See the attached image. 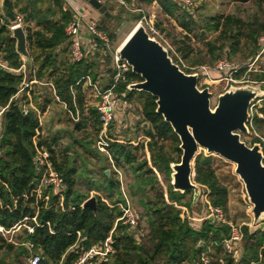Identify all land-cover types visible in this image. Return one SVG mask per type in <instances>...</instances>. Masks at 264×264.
Here are the masks:
<instances>
[{
  "label": "trees",
  "instance_id": "16d2710c",
  "mask_svg": "<svg viewBox=\"0 0 264 264\" xmlns=\"http://www.w3.org/2000/svg\"><path fill=\"white\" fill-rule=\"evenodd\" d=\"M141 1L150 4L154 0ZM155 1L161 12L173 19L185 33L174 42L175 52L184 60L187 61L197 52L191 43L192 39L200 41L205 50L203 56L210 55L211 62H216L226 47L229 54L241 53L244 58H253L258 53V38L264 34V15L263 18L258 15L245 21L234 15L218 14L206 18L203 24L202 21L198 24L197 18L188 16L171 0ZM257 4L259 7L264 6V0H257ZM3 11L5 17L0 18V51L4 59L13 68H19L25 63L16 52L15 39L9 28L8 13L13 17L20 13L30 56V61L25 63L29 79L52 82L58 101L66 107L65 112L78 113L77 121L73 122L71 117L68 119L72 122L73 131L83 133L87 142L75 139V144L84 152H92L96 149L95 141L101 123L94 107L85 111L82 78L88 75L95 80L97 63L89 58L71 62L68 57H60L61 53H67L65 27L72 19L71 10L64 5V0H4ZM99 27L112 37L104 22ZM206 28L216 33L214 38L207 39L204 36L206 32L201 31ZM201 53L202 50H199L198 54ZM200 60L203 62L204 58ZM245 70L246 67L240 68L236 76ZM251 76L252 80L264 81V67L260 72H252ZM21 80V74L0 69V108L7 106L0 138V225L10 227L24 217L37 214V219L42 223L48 221L55 233H49L47 226L35 227L31 234L22 229L17 236L24 234V237L21 241L15 238L16 244L7 242L0 235V264H30L28 258L32 254L39 255L38 264H73L78 254L68 249L76 240L75 231H80L85 237L82 244L85 249L108 235L121 211L115 206L116 201L110 206L100 195H94L95 210L82 205L89 196L79 193L75 188L77 168L74 156L69 157V148L66 146L56 152L58 136L42 137L39 116L30 111L23 114L20 104L14 100ZM140 80L139 75L129 71L126 81L118 83L116 92L125 93L124 99L136 98L139 101L143 123H148V127L141 126V130L149 140L135 146L130 142L124 144L113 141L109 144V151L114 165H129L138 173L149 163L145 159L137 162L132 149L146 147L151 167L147 171L154 174L156 170L163 174L166 191L157 188L153 198L139 200L144 236L140 240L134 238L128 234L127 226L117 222L112 233L115 253L109 261L95 264H194L203 252L209 255L211 264H218L219 257L224 258L225 264H233L232 259L223 254L220 244L229 236V226L206 219L194 229L189 225L185 212L177 207L180 205L190 208L192 201L191 197L186 198L191 191H174L170 183V165L179 162L182 153L180 140L171 125L156 112V97L144 91L127 89L128 83ZM26 99L24 90L22 100ZM259 99V105H254L251 120L253 127L261 130L264 129V96ZM49 101L50 98L46 96L45 104L38 106L39 109L43 111ZM90 135L95 138L88 141ZM36 148L49 151L54 169L63 178L65 191L62 199L49 186L38 189L39 174L33 163ZM212 160L209 153L201 152L196 156L193 180L207 191L210 204L220 207L229 219L228 188L217 177ZM105 169L102 171L101 184L91 181L89 190H99L102 187L112 199L118 184L105 173ZM146 184L142 180L138 187L141 189ZM241 233L242 255L237 264H264V230L244 223L241 225ZM24 242L32 245L31 251L23 245Z\"/></svg>",
  "mask_w": 264,
  "mask_h": 264
},
{
  "label": "rangeland",
  "instance_id": "374dc122",
  "mask_svg": "<svg viewBox=\"0 0 264 264\" xmlns=\"http://www.w3.org/2000/svg\"><path fill=\"white\" fill-rule=\"evenodd\" d=\"M137 1L141 2V0ZM102 3L107 7V12L109 14L105 17V15L99 13L100 15L98 16L96 21L99 24L104 22V26L108 31L112 33V50H114L121 45V43L129 35V33L134 29V27L136 26L138 14L129 12L122 6H119L113 0H102ZM144 10L146 14L155 15V20L158 28L162 31L171 46H173L174 50H176V44L174 42L178 41L185 34L182 29L178 27L177 23L173 19L162 13L157 4H146ZM218 14H230L241 17L242 19L247 21L258 15L263 18L264 6L259 7L257 4V0H204L199 5L194 17L198 19V24L201 21L203 24L206 18ZM20 26H23L22 23H20ZM201 32H206L204 36L207 39H212L216 35V33L209 30L208 28H206L205 31ZM191 43L196 48L197 52L191 55V57L187 61L181 58L178 52H174V54L170 53L169 55L174 62L176 61L179 64L180 68L184 72H198V87H208L209 91L212 93L211 107H214L216 105L218 96L225 90H228L230 87H251L258 93L257 97L252 101V105L250 108V118L247 124L248 132L241 134L240 137L241 140H243L249 146L254 143H259L264 155V129L258 130L253 127L251 120L252 114L255 111V106L259 105L260 103L259 98H262L264 96V81L252 80L253 78L251 76V73L260 72L261 68L264 67V57L260 58L257 62L254 63V65H251L253 58H244L241 53L229 54V49L226 47L223 53H221L219 59L216 62H211L212 58H210V55L203 56L205 50L202 48L200 41H195L194 39H192ZM199 50H202L201 54H198ZM179 58L181 59V62L179 61ZM200 58H204V61L202 62ZM223 59H225L230 64V68L236 67L238 69L246 66L245 72L240 74L239 76H236V73H233V81L226 80L225 77L228 76L227 69H219L217 66L218 62ZM95 61L97 62V69L95 70V72L97 73V78L106 81L103 74H105L106 67L111 66L109 55H99L97 59H95ZM190 62H194V64H191ZM24 72L26 80H29V70L26 67ZM44 83H46L45 79L42 81H37V83L33 84L31 94L32 98L36 99V101L42 102L43 98L40 95L44 91H46L48 96L50 97L51 103L53 104L48 114H46V117L42 120L40 134L42 137L49 138L53 135L58 136V141L55 145L56 152H59L60 149L66 146L69 148V157L74 156V161L77 168L75 185L76 190L79 193L89 197L100 195V197L105 202L106 200H108L111 205H113L112 202L116 201L114 204L115 206H117L116 203H118L122 199V196L120 197L119 192L121 186V178L122 183L124 184L125 193L127 194L130 203L137 210L140 216L142 207L139 205V200H143L145 197L153 198L157 188H162L163 191H166L163 174L156 170L154 174L147 171V169L151 167H149L150 155L146 151V147L145 149H132L133 154L137 158V162H141L145 159L149 163L138 173L134 172L132 167L129 165L123 167L114 165L113 161L111 162L108 157L99 152L97 149H93V151L89 153L84 152L82 149L77 147L74 140L78 139L82 140L83 142H87V139H84L85 135L83 133L73 131L72 122L68 119V117H71V114L69 112V114L65 112V105L56 99L50 87ZM84 101L86 106H88V108H91L92 98L85 95ZM130 101H132L133 105L127 111L129 112V116L131 118L127 119L126 121L128 125L126 127H118V130L115 126H111V136L114 137L113 135H116L118 140H121L120 142L124 144H128L130 142L132 146H135L137 143L145 144L147 140L144 138V134L141 130V126L143 123L136 118L139 115L140 103L136 98H133ZM58 104L63 107L59 106ZM72 120L73 122L76 121L74 119ZM88 138L89 141L95 137L93 135H90V137ZM201 152L207 154L206 150L204 149L198 150V153ZM211 156L213 157L212 167L214 168L217 177L228 188L229 219L238 224L248 223L250 221L248 214L251 215L252 205L248 201L243 182L234 172L235 165L216 154H211ZM104 168H106V174L118 184V189L114 193L112 199L108 197L107 191L102 187H100L99 190H89L91 181H97L101 184V182L103 181L102 171ZM140 174L141 176H139ZM137 175L138 177H136ZM142 180H145L147 184L140 189L138 187V184L141 183ZM151 184H153V187H151ZM166 197L167 193H165V198ZM188 197L192 198V191L191 194H188L186 196V198ZM192 209L196 212H201L202 214L206 213L202 190H200L196 205L193 206ZM21 230L22 229H20L15 234V238H17L18 241H21V239H23L24 237V234H21V236H17V234Z\"/></svg>",
  "mask_w": 264,
  "mask_h": 264
},
{
  "label": "water",
  "instance_id": "95a60500",
  "mask_svg": "<svg viewBox=\"0 0 264 264\" xmlns=\"http://www.w3.org/2000/svg\"><path fill=\"white\" fill-rule=\"evenodd\" d=\"M85 1L108 16L107 7L99 0ZM8 16L12 21L14 17L10 13ZM12 37L16 52L28 63L30 56L23 27H14ZM118 53L141 78L128 84L127 89L156 97V112L179 137L180 160L170 165L173 190L192 191L191 205H196L201 189L193 181V163L198 150L204 149L235 165L234 172L243 182L252 205V225L264 221V155L259 143L249 146L240 137L248 132L250 108L258 93L251 87H230L211 107L209 88H199L197 74L184 72L173 62L168 50L150 37L141 24L136 25L121 43ZM142 126L147 128L148 123ZM82 205L95 210V197H89Z\"/></svg>",
  "mask_w": 264,
  "mask_h": 264
},
{
  "label": "built area",
  "instance_id": "2783aa9c",
  "mask_svg": "<svg viewBox=\"0 0 264 264\" xmlns=\"http://www.w3.org/2000/svg\"><path fill=\"white\" fill-rule=\"evenodd\" d=\"M3 1L0 0V18L3 19L5 17V13L2 10ZM119 6H122L129 12L137 13L139 18L137 19L136 25L141 24L146 29L147 33L150 37L154 38L161 45H163L168 53L175 52L173 46L167 41L162 31L158 28L155 20L154 14H146L144 10V5L137 0H113ZM175 3L179 8H181L188 16H194L198 10L199 5L204 0H171ZM22 23V15L17 13L12 21L9 22V28L12 30L14 27L19 26ZM65 34L67 36V55L71 62H79L84 58L94 55L90 53L91 51L88 49L87 44H91L92 49L96 52H99L101 55L106 56L109 55L110 63H111V77L107 84L100 83L99 80H93L90 76L86 75L82 78V90L84 96L87 94L92 95L94 100V108L96 109L98 118L101 123V127L97 133L95 148L103 153L109 160L112 162L111 154L109 151V144L113 141L120 142L116 135L111 136V126L116 121V113L118 110V106L121 102L125 103V93L118 94L116 92V88L119 82L126 81L127 73L131 71V67L126 63L125 60L120 58L118 53L119 47L113 48L112 37H110L109 33L99 27V23L90 19L87 22H82L81 16L78 12H75L72 16V19L67 23L65 27ZM259 46L258 53L253 57V61L251 65H254L260 58L264 57V34H262L258 38L257 42ZM176 53V52H175ZM181 62V59L179 58ZM174 62V61H173ZM176 62V61H175ZM176 64H178L176 62ZM179 65V64H178ZM219 69H227L228 76L225 77L228 81H233L232 74L236 73L240 68H230V64L225 60H221L218 62ZM246 67V66H244ZM242 68V67H241ZM0 69L21 74L22 80L19 85L18 92L23 90H31V85L37 83L36 79L26 80L25 78V66L22 65L19 68H13L9 65L7 60L4 59L2 52L0 51ZM232 69V70H231ZM197 74L198 72H193ZM132 83V82H130ZM128 83V84H130ZM50 87L54 96L55 89L51 81L47 80L44 83ZM127 84V86H128ZM58 100V98L56 97ZM7 106L0 108V138L2 132V121L3 115ZM88 106L85 104V111H88ZM23 114H27L28 110L26 107L21 109ZM71 114L72 119L78 120V113ZM144 138L148 141V137L144 136ZM146 141V142H147ZM33 163L36 169V172L39 174L38 180V189L43 187H51L53 193L58 195L60 199H62L65 184L63 182V178L54 169L52 165V161L50 159V153L45 148H36L35 153L33 155ZM119 172V171H117ZM194 181V180H193ZM121 186L119 189L120 197L122 196L121 201L116 203L117 207L120 209L121 214L117 217L113 223L112 228L110 229L108 235L100 242L93 243L87 248H83V242L85 241V237L81 235L80 231H75L76 240L72 246L69 247L68 250L73 251L78 254L76 261L73 264H95L99 261L107 262L109 261L113 254L115 253L114 249V239L112 237L113 230L116 227L117 222H120L122 225L127 226L128 234L132 235L134 238L140 240L144 236V231L141 228L140 224V216L137 210L132 206L130 200L125 193L124 184L120 178ZM195 182V181H194ZM196 183V182H195ZM198 184V183H196ZM200 189L203 192V201L206 209V213L202 214L201 212H196L193 210V206L190 208L185 206H177L182 209L186 217L189 220V225L197 229L199 226V222L210 219L217 223L227 224L229 226V236L224 238L220 244L223 248V254L229 256L233 264H237L242 255V233H241V225L236 222L231 221L226 218L224 211L220 207H214L210 204L208 200L207 191L203 190V186L198 184ZM192 199V198H191ZM107 204L111 206V204L106 200ZM250 221L246 224L252 225V216L249 215ZM47 226L49 233H55L54 229L50 226L48 221L44 223L40 222L37 219V214L32 217H24L22 220L13 224L10 227H5L0 225V235L7 241L16 244L15 234L20 230L24 229L27 233L31 234L34 232L35 227H43ZM264 230V221H261L257 225ZM23 245L31 251L32 245L29 242H24ZM28 261L30 264H38L40 261V257L37 254H32ZM61 264V262L59 263ZM194 264H211V259L207 253H202L198 260ZM218 264H225V260L223 257L218 258Z\"/></svg>",
  "mask_w": 264,
  "mask_h": 264
},
{
  "label": "crops",
  "instance_id": "0c3cea01",
  "mask_svg": "<svg viewBox=\"0 0 264 264\" xmlns=\"http://www.w3.org/2000/svg\"><path fill=\"white\" fill-rule=\"evenodd\" d=\"M101 3H102V0H99ZM140 3H142L143 5L146 6V4L148 5L149 3H145L144 1H141ZM154 4H157V2L154 0L153 2L150 3V5H153ZM103 4V3H102ZM64 5L66 7H68L72 14L74 15L75 12H78L81 16V19H82V22H87L88 20L90 19H94L96 20L98 18V16L100 15L99 12L91 7L87 1L85 0H64ZM158 5V4H157ZM144 6V7H145ZM159 7V5H158ZM160 8V7H159ZM3 10V8H2ZM161 11V10H160ZM104 15V14H103ZM106 17V16H105ZM87 47L88 49L91 51L90 53H93L94 55L91 54V56L87 57L89 59H92V60H95L97 59V57L99 55H101L99 52H96L95 50L92 49V46L91 44H87ZM63 55V56H61ZM102 56V55H101ZM60 57L64 58V57H68L67 56V53H61L60 54ZM23 59V58H22ZM25 62V61H24ZM96 62V61H95ZM26 63V62H25ZM23 64L25 67H26V64ZM97 63V62H96ZM97 74V73H96ZM104 78L106 79V81H103V80H100V78H97V80L99 79L100 80V83L102 84H107V82L109 81L110 77H111V68L109 66L106 67V70H105V74H103ZM38 81V80H37ZM47 81V80H46ZM32 86L30 87L31 90H28L26 92V95H27V99L26 100H22V94L24 92L21 91L19 93H17L14 97V100L16 102H18V104H20V108L22 109L23 107H26L28 112H35L37 114V116H39L40 118V121H41V125H42V120L46 117V114H48L50 108H52V103L51 101H49V103H47L45 105V108L43 111H41L39 109L38 106L40 105H44L45 104V99H46V96H48V94L46 95V91H44L40 96L43 98L42 102H38L36 101V99L32 98L31 94H32ZM87 95V94H86ZM124 96H126L124 94ZM49 97V96H48ZM87 97H90L92 98V105L91 107H94V100H93V97L92 95L88 94ZM50 98V97H49ZM125 103L124 102H121L120 100V103H119V106H118V110H117V113H116V121L115 123L112 125L113 127L115 126L116 129L118 127H126L128 124L126 123L127 119H131L130 116H129V112L128 109L132 107V101L130 100H127L125 99ZM41 103V104H40ZM58 103V102H57ZM59 106H61L60 104H58ZM63 107V106H61ZM141 107L139 106V115L136 117L140 122L143 123V117H142V114H141ZM118 123V124H117ZM124 125V126H123ZM112 128V127H111ZM118 130V129H117ZM145 136V135H144Z\"/></svg>",
  "mask_w": 264,
  "mask_h": 264
},
{
  "label": "bare ground",
  "instance_id": "6f19581e",
  "mask_svg": "<svg viewBox=\"0 0 264 264\" xmlns=\"http://www.w3.org/2000/svg\"><path fill=\"white\" fill-rule=\"evenodd\" d=\"M129 35H130V33H129ZM129 35H128V36H129ZM128 36H127V37H128ZM127 37H126V38H127Z\"/></svg>",
  "mask_w": 264,
  "mask_h": 264
}]
</instances>
